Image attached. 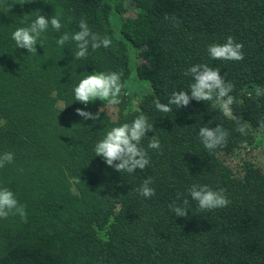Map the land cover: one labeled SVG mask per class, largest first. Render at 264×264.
<instances>
[{"label":"trees","instance_id":"1","mask_svg":"<svg viewBox=\"0 0 264 264\" xmlns=\"http://www.w3.org/2000/svg\"><path fill=\"white\" fill-rule=\"evenodd\" d=\"M6 3H13L8 11ZM38 10L59 13L63 27L49 26L42 47L29 53L11 33ZM129 10L135 14L124 17ZM81 18L112 45L89 48L77 61L75 42L61 48L56 40L78 31ZM227 36L243 44V60L210 58L208 46ZM204 63L234 84L233 116L195 100L158 111L173 91L189 90L184 70ZM109 71L123 73L128 93L115 116L103 109L96 121L80 117L77 108L96 113L106 102L81 104L74 86ZM257 87L264 88V0H0V154L15 157L0 168V187L28 213L26 223L0 219V264H264V167L243 159L236 175L219 157L264 142ZM141 113L153 124L140 143L150 163L119 173L95 156V144ZM237 120L247 135L236 130ZM216 125L228 130L227 146L209 152L199 129ZM152 135L160 150L147 147ZM148 177L151 198L136 191ZM193 184L224 189L229 205L201 211L187 191ZM184 199L188 216H175L169 205Z\"/></svg>","mask_w":264,"mask_h":264},{"label":"clouds","instance_id":"2","mask_svg":"<svg viewBox=\"0 0 264 264\" xmlns=\"http://www.w3.org/2000/svg\"><path fill=\"white\" fill-rule=\"evenodd\" d=\"M31 3L33 0H24V3ZM13 3H6L7 11L10 10ZM27 21V18H23ZM169 19V17H165ZM175 22L176 18L171 17ZM51 26L52 29L59 32L63 27L60 14L57 13L51 17L38 14L26 26L17 27L12 33L16 47L24 48L29 53H36V45H43L42 34ZM78 31L73 33L64 32L56 40V44L63 48L69 42H75L76 51L73 60H83L88 55V50L93 51L100 48H109L112 40L107 35H100L93 32L86 19L81 18L78 23ZM243 44L236 42L232 36H227L223 43H214L208 46L207 52L212 60L240 61L244 59ZM192 78L188 91H173L167 104L157 102L158 111L168 113L173 111L172 105L176 108L187 107L193 100L210 102L212 109H219L225 116L232 117V105L236 103V98L231 95L234 84L226 81L220 74L218 68L210 67L208 64H193L186 68L183 73ZM123 73L119 71L109 72H91L84 75L74 86V100L81 104L99 100L106 104L97 110L96 113L77 108L76 113L84 118L96 121L104 107L115 110V107L121 103V96L127 95L124 92L126 85L122 82ZM255 96H264V88L257 87ZM66 107V106H65ZM64 108V107H63ZM258 127L264 129V119L258 121ZM153 124L149 123L148 117L144 114L137 115L130 123L125 122L110 128L102 139L98 140L94 147L95 156L104 158L105 163L119 173H133L136 169L144 170L150 163L148 152L140 146L141 140L147 132L152 131ZM236 130L242 135H247V125L237 120ZM228 130L220 125L215 127H200L199 137L204 148L212 152L218 148L227 146ZM148 143L149 149H161L159 139L152 135ZM14 153L5 151L0 154V168L14 162ZM22 171V169H21ZM79 176L74 181L79 183ZM152 177L143 180L141 186L136 191L145 198H151L155 195V189L151 187ZM188 194L191 199L196 201L201 211H209L217 208H223L229 205L230 200L225 194V190L213 189L207 184H193L188 188ZM178 194V198H179ZM181 204L173 203L169 205L175 216H188V199H184ZM9 216H18L23 222H27L28 213L26 205L21 204L13 191L7 187H0V219H7Z\"/></svg>","mask_w":264,"mask_h":264},{"label":"rangeland","instance_id":"3","mask_svg":"<svg viewBox=\"0 0 264 264\" xmlns=\"http://www.w3.org/2000/svg\"><path fill=\"white\" fill-rule=\"evenodd\" d=\"M135 13L132 10H129L123 14L124 17L133 16ZM137 63L143 62L140 57L136 59ZM134 88V86H132ZM61 105V103H58ZM137 105V100H134L135 107ZM104 110L109 114L110 117H114L116 114L115 110H112L108 107H104ZM264 142H254L251 144H243L238 148L230 152H222L219 154V157L223 160V162L233 171L234 174H240V165L243 159L251 160L254 164L260 167H264Z\"/></svg>","mask_w":264,"mask_h":264}]
</instances>
